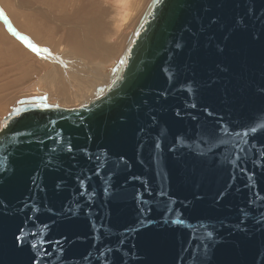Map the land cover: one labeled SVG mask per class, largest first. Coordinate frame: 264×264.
I'll use <instances>...</instances> for the list:
<instances>
[{"label":"water","instance_id":"95a60500","mask_svg":"<svg viewBox=\"0 0 264 264\" xmlns=\"http://www.w3.org/2000/svg\"><path fill=\"white\" fill-rule=\"evenodd\" d=\"M0 264H264V0H151L102 92L4 117Z\"/></svg>","mask_w":264,"mask_h":264},{"label":"rangeland","instance_id":"374dc122","mask_svg":"<svg viewBox=\"0 0 264 264\" xmlns=\"http://www.w3.org/2000/svg\"><path fill=\"white\" fill-rule=\"evenodd\" d=\"M62 1L64 2L65 0ZM62 1L61 0H0V10L3 11L4 15L5 14L8 15V16L6 15L3 16V18L0 16V23L2 22L1 24H3V27L5 28L6 21H9L8 19H10V17L11 19L15 18L14 21L16 26L19 28V30H21L22 34L23 35L25 34L26 37H29L34 44L36 45L38 44V46L44 48V50L47 51L48 53H54V54L56 53L57 55H63L64 53L67 52L69 46L83 49V36L81 31L82 29L81 27L80 28H76V27L78 25H81L82 22L88 23L89 22L88 20H90L92 24H98L97 26H94L92 29L94 37L97 40H99L103 45H108L114 48L116 52L114 51L113 52L114 54L112 53L113 55L107 57L106 60L104 59V61L103 60L101 61L96 56L95 58H92V56L88 55L89 57L88 58L86 55L80 54L78 51L76 52V50L73 49H71L70 53L73 52L72 56L75 59L80 58L84 62H87L89 64L94 63L95 65H98V71H100V74L103 75L112 74V71L114 70L115 66L118 64V61L124 51L123 49H125V46L133 32L132 30L135 29L136 25L140 20L141 15L144 13V10L150 0H137V9L134 12L130 22L125 25L120 24L119 25L120 29L117 30V32H115L116 29L114 27V25L118 21L116 15L117 8L113 0H66L64 7H62L61 4L63 3ZM70 4L73 5V8L71 7ZM80 6H82L85 10ZM59 8L60 10H58ZM100 9L103 11L101 12ZM54 11L55 13H53ZM95 12L96 13L98 12L97 16L100 14L98 18L96 17ZM11 14L12 16H10ZM60 14L62 15V17ZM25 15H27V18ZM58 17L59 18L61 17L62 20L58 21L57 20L59 19ZM51 18L53 19V21L51 20ZM95 20L97 21L94 23L93 21ZM72 23L74 25L76 23L77 26L75 25L76 27L75 26L72 27L70 25ZM1 24H0V29H1L0 32L3 30ZM71 27L73 28L72 31L69 30ZM5 29L3 30L4 32L0 33V121L2 120V118L12 114L19 107L23 106L22 104H25L27 102H32V103L39 102V104L42 103L44 105H49V104L64 105L66 103V105L72 104L73 106L76 105L78 106L82 104L86 100V98H89L90 96L92 97L94 95V94H89L91 93L89 92L88 93L89 95L87 94L86 97H83L84 99L82 98V101H80L79 103L78 102L72 103L71 101H68L69 103L67 104L66 100L64 101L62 94L56 90L57 87L58 88L62 87L61 83L55 84L54 86L56 88H53L51 87L52 85L48 86L47 84L45 85L41 82V77H40L41 74L44 73L46 70H48L49 66H50L49 69L51 67H54L53 62L50 59L41 58L40 53L32 49H29L24 43H20L21 41L19 42L12 40L14 37H12L13 34L9 31V27H6ZM4 33L8 35V36L6 35L7 38L5 37ZM8 33L9 34L11 33L12 35L10 34L11 35L10 36ZM111 33L113 34V37L109 38ZM1 34L4 37L1 36ZM11 43H13V45ZM60 43L66 45V49L64 51H60L59 48H57ZM23 44L25 45V47H23L24 46ZM9 45L11 48H9ZM5 47L8 49L6 50ZM12 47L16 49L14 48L12 49ZM4 49L8 52L5 53L6 51H4ZM90 58L92 59L89 61ZM96 59L99 61H97ZM3 66L5 68H3ZM98 82L99 80H97L95 83L97 84ZM68 85L69 84H67V86ZM100 90H103V86L100 87ZM32 91H38L40 93L34 95L32 94Z\"/></svg>","mask_w":264,"mask_h":264},{"label":"bare ground","instance_id":"6f19581e","mask_svg":"<svg viewBox=\"0 0 264 264\" xmlns=\"http://www.w3.org/2000/svg\"><path fill=\"white\" fill-rule=\"evenodd\" d=\"M62 1V0H61ZM63 2V1H62ZM65 2H66V0L63 2V3H61L62 4V7H64L65 6ZM113 2H114V4H115V6H116V8H117V12H116V15H117V19H118V21H117V23L114 25V27H115V29H116V31L115 32H117V30H119L120 29V27H119V25L120 24H127V23H129L130 22V20H131V18L133 17V14H134V12L136 11V9H137V0H113ZM150 2H151V0L149 1V3H148V5L150 4ZM72 3V2H71ZM71 5V4H70ZM148 5L146 6V8H145V10L147 9V7H148ZM78 6V5H77ZM29 7V6H28ZM71 7L73 8V5H71ZM81 8H83L82 6H80ZM106 8V7H105ZM109 8H111V7H109ZM108 8V9H109ZM26 9V8H25ZM84 9V8H83ZM102 9V8H101ZM100 9V10H101ZM107 9V10H108ZM58 10H60V8L58 9ZM79 10H80V8H79ZM85 10V9H84ZM145 10H144V12H145ZM29 11H30V9H29ZM28 11V12H29ZM82 11V10H81ZM99 11V10H98ZM103 10H101V12H102ZM100 12V13H101ZM25 13V12H24ZM23 13V14H24ZM35 13V12H34ZM53 13H55V11L53 12ZM98 13V12H97ZM97 13L95 12V14H96V17L98 18V16L100 15H98L97 16ZM9 14V13H8ZM86 14V13H85ZM103 14H105V13H103ZM6 15V14H5ZM4 15V13H3V11L2 10H0V16L3 18V16H5ZM30 15V14H29ZM32 15V14H31ZM49 15V14H48ZM54 15V14H53ZM58 15V14H57ZM61 15V14H60ZM59 15V16H60ZM90 15V14H89ZM89 15H88V18H89ZM143 15V14H142ZM142 15H141V17H142ZM6 16H8V15H6ZM10 16H12V14L10 15ZM26 16V18H27V15H25ZM24 16V17H25ZM50 16V15H49ZM84 16V15H83ZM91 16H92V14H91ZM94 16V15H93ZM51 17V16H50ZM61 17H62V15H61ZM59 18V19H57L58 21H61L62 20V18ZM86 17V16H85ZM141 17H140V19H141ZM9 18V17H8ZM19 18V17H18ZM26 18H24V19H26ZM14 19L15 18H12L11 19V17H10V19H8L9 21H6V25H5V28L6 27H9V31L13 34V36L12 37H14L12 40H15V41H21L20 43H24L29 49H32V50H34V51H37L38 53H40V55H41V58H45V59H50L52 62H53V64H54V67H51L50 69H49V67H48V70H46L44 73H42L41 74V82L43 83V84H47L48 86L49 85H52L51 87H53V88H56L54 85L55 84H59V83H61V85H62V87L61 88H56V90L58 91V92H60L61 94H62V97H63V99H64V101L66 100V102H67V104L69 103L68 101H71L72 103L74 102H80V101H82V98L83 97H86V95L89 93V92H91V93H89V94H94L93 96H95V94L97 93H100V92H102L103 90H104V88L109 84V82H111L112 81V79H113V75H114V70H115V68H116V66L118 65H116L115 66V68H114V70L112 71V74H109V75H103V74H100V71H98V65H95L94 63H92V64H89V63H87V62H84L82 59H75L72 55V53H70L71 52V49H73V50H76V52L78 51L80 54H84V55H86L87 57H88V55H90V56H92V58H95V56L98 58V59H100L101 61L103 60L104 61V59L106 60V58L107 57H109V56H111V55H113L114 53V51H115V49L114 48H112L111 46H108V45H103L99 40H97L95 37H94V35H93V31H92V29H93V27L94 26H97L98 24H92L91 22H90V20H88L89 22L87 23V22H82L81 23V25H78L77 26V24L75 23V25L77 26H75L73 23L72 24H70L72 27H76V28H80L81 27V31H82V36H83V49H80V48H77V47H71V46H69V49H67V52L66 53H64L63 55H57L56 53L54 54V53H48L47 51H45L44 50V48H42V47H40V46H38V44L36 45V44H34L33 42H32V40L29 38V37H26L25 36V34L23 35L22 34V32H21V30H19V28L16 26V24H15V21H14ZM21 19V18H20ZM92 19V18H91ZM22 20H23V17H22ZM21 20V21H22ZM51 20L53 21V19L51 18ZM81 20V19H80ZM93 20V19H92ZM79 21V20H78ZM83 21V20H82ZM85 21V20H84ZM97 20H95V21H93L94 23L96 22ZM140 21V20H139ZM20 22V21H19ZM26 22V21H25ZM2 23V22H1ZM0 23V24H1ZM22 23V22H21ZM99 23V22H98ZM139 23V22H138ZM90 24H92V25H90ZM114 24V23H113ZM112 24V25H113ZM10 25V26H9ZM27 25H28V23H27ZM138 25V24H137ZM136 25V26H137ZM1 27H3V24H1ZM70 28L69 30L70 31H72L73 30V28ZM4 27H3V30L5 29ZM136 28V27H135ZM8 29V28H7ZM1 30V29H0ZM1 31V32H4V31ZM135 30V29H134ZM134 30H132L133 32H134ZM5 31H6V29H5ZM123 31V30H122ZM0 32V33H1ZM8 32V31H7ZM28 32V31H27ZM132 32V33H133ZM10 33V34H11ZM34 33V32H33ZM113 33H114V31H113ZM9 34V33H8ZM9 34V35H10ZM11 34V35H12ZM35 34V33H34ZM4 35H5V37H6V35L7 34H5L4 33ZM10 35V36H11ZM37 35V34H36ZM132 35V34H131ZM1 36H3L2 34H1ZM8 36V35H7ZM28 36V35H27ZM4 37V36H3ZM11 37V38H12ZM31 37V36H30ZM111 37H113V34L111 33L110 34V36H109V38H111ZM7 38V37H6ZM36 38V37H35ZM50 39H52V38H50ZM130 39V38H129ZM6 40V39H5ZM9 40H10V38H9ZM34 40V39H33ZM129 41V40H128ZM2 42V41H1ZM7 42V41H6ZM5 42V43H6ZM11 42H13V41H11ZM3 43V42H2ZM4 43V44H5ZM18 43V42H17ZM16 43V44H17ZM128 43V42H127ZM4 44H2V45H4ZM12 45H13V43H11ZM23 44V45H24ZM20 45V44H19ZM18 45V46H19ZM25 45L23 46V47H25ZM127 45V44H126ZM8 46V45H7ZM6 46V47H7ZM17 46V45H16ZM3 47V46H2ZM5 47V49L7 50L8 48H6ZM20 47V46H19ZM19 47H17V48H19ZM71 47V48H70ZM123 47V46H122ZM126 47V46H125ZM9 48H11L10 47V45H9ZM14 47H12V49H13ZM22 48V47H21ZM57 48H59V50L60 51H64L65 49H66V45L65 44H63V43H60L59 44V46L57 47ZM4 49V51H6ZM14 49H16V48H14ZM11 50V49H10ZM19 50V49H18ZM124 50V49H123ZM8 51H6L5 53H7ZM21 52V51H20ZM116 52V51H115ZM120 52V51H119ZM113 53V54H112ZM118 53V52H117ZM75 54V53H74ZM16 55V54H15ZM77 56V55H76ZM89 58V57H88ZM92 58H90L89 59V61L92 59ZM12 59V58H11ZM10 59V60H11ZM40 59V58H39ZM97 60V59H96ZM93 61V60H92ZM97 61H99V60H97ZM100 61V62H101ZM12 62V61H11ZM10 63V62H9ZM118 63H119V61H118ZM13 64H14V62H13ZM7 66H9V65H7ZM17 66V65H16ZM3 68H5L4 66H3ZM13 68H14V66H13ZM2 69V68H1ZM9 69V68H8ZM10 69H11V67H10ZM3 70V69H2ZM102 73V72H101ZM108 73V72H107ZM16 77V76H15ZM109 78H110V80H109ZM97 80H99V82L96 84L95 82L97 81ZM109 80V81H108ZM4 82V81H3ZM8 82V81H7ZM40 84V83H39ZM67 84H69L68 86H67ZM99 85H101V86H103V90H100V87L101 86H99ZM47 86V87H48ZM99 86V87H98ZM50 87V88H51ZM40 92H38V91H32V94H34V95H37V94H39ZM88 94V95H89ZM92 96V97H93ZM49 97H50V95H49ZM91 97V96H90ZM90 97L89 98H86V100L82 103V104H84V103H87L88 102V100L90 99ZM91 97V98H92ZM84 99V98H83ZM26 104H34V103H32V102H27V103H25V104H22V105H26ZM36 104H39V102L38 103H36ZM82 104H80V105H82ZM39 105H42V106H47V105H44V104H42V103H40ZM49 105H51V104H49ZM57 105H59V106H64V107H68V108H71V107H78V106H80V105H76V106H73L72 104L71 105H66V103L63 105V104H57ZM22 107V106H21ZM8 116V115H7ZM3 119V118H2ZM2 121V120H1ZM1 121H0V127H1Z\"/></svg>","mask_w":264,"mask_h":264},{"label":"snow or ice","instance_id":"6c2138e0","mask_svg":"<svg viewBox=\"0 0 264 264\" xmlns=\"http://www.w3.org/2000/svg\"><path fill=\"white\" fill-rule=\"evenodd\" d=\"M177 47H180V45L179 44H177ZM253 132H255L256 131V129L255 128H253V129H251ZM209 235H211V233H209Z\"/></svg>","mask_w":264,"mask_h":264}]
</instances>
